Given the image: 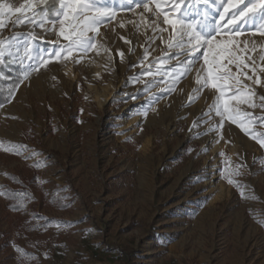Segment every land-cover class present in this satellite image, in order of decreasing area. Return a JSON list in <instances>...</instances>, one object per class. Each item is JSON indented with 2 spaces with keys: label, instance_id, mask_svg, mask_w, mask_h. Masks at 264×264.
Instances as JSON below:
<instances>
[{
  "label": "rangeland",
  "instance_id": "374dc122",
  "mask_svg": "<svg viewBox=\"0 0 264 264\" xmlns=\"http://www.w3.org/2000/svg\"><path fill=\"white\" fill-rule=\"evenodd\" d=\"M3 2L16 8L24 0ZM174 2L156 9L154 0L148 8L98 0L110 16L71 56L60 3L53 17L39 4L19 20L6 10L0 16V63L23 76L0 105V264H264V27L250 18L233 29L219 19L228 18L221 0ZM169 9L177 20H215L217 41L255 45L257 70L252 81L241 75L243 92L234 76L220 89L202 84L204 53L211 60L214 48L169 47ZM18 40L29 42L23 57L38 68L32 76L15 52ZM223 63L218 75L237 73ZM249 89L255 106L240 100ZM223 99L251 113L253 131L218 113ZM30 165L39 170L26 213L40 216L34 231L21 227L24 216L7 208L4 193L9 174Z\"/></svg>",
  "mask_w": 264,
  "mask_h": 264
},
{
  "label": "snow or ice",
  "instance_id": "6c2138e0",
  "mask_svg": "<svg viewBox=\"0 0 264 264\" xmlns=\"http://www.w3.org/2000/svg\"><path fill=\"white\" fill-rule=\"evenodd\" d=\"M144 7L148 8L147 0H142ZM156 9H160L161 0H154ZM187 0H175L173 8H179L180 5L186 4ZM207 2V0H205ZM243 0H221V4L227 5L224 8V12L228 13V18L225 20L224 16H220L219 19L227 24L233 26V29L237 28L240 24H247L249 19L259 18L261 21L260 27H264V0H246L244 7H240ZM45 0H24V3L20 7L13 8L11 5L6 4L3 0H0V16H2L5 10L8 13H18L19 20L26 15L29 11H35L36 5H43ZM98 0H60V12L56 13V17L59 20V32L60 35L69 42V49L66 54L72 55L71 46H75L79 49H87L90 46L91 37L87 36L90 31L99 32V28L95 27L100 24L102 19L110 16L109 11L106 8L97 6ZM233 10V11H230ZM152 11V9H148ZM169 9L164 12L163 23L171 26L174 38L169 41V47H180L189 45L193 52L197 49L208 46L211 51L215 49L211 60L208 59V53H204V63L207 66L206 78L202 81L203 85H207L209 80L213 88L220 89L227 85V81L235 77V90L237 92H243L244 88L248 85L244 84L241 80V75L247 80L252 81L253 75L256 73L255 60L251 59L252 52L255 51V45L253 44L250 50L247 45L241 47L237 44L236 40L225 38L217 41L215 39V33L219 30V26L215 20L209 23H202L200 21H184L172 18L169 15ZM92 14L89 15L88 13ZM44 21L41 20L40 24L43 26ZM3 26V20L0 19V27ZM203 33V35H202ZM264 36V32L259 33ZM240 35V32L233 31V37ZM264 52V48L261 49ZM3 52L0 51V56ZM195 60V56H193ZM227 60L228 64H234L237 68V73H232L230 69H226V74H219L221 68H226L224 61ZM261 65L260 68L264 70V54L260 56ZM44 65L49 63L48 60L42 61ZM192 65L190 64L189 67ZM35 70H38L35 69ZM252 73L250 75L249 73ZM254 83L258 86L261 84V78L256 76ZM254 93L249 89L247 93H244L240 97L245 103H249L255 106L253 101ZM235 99L233 95L231 97ZM192 99V97H190ZM260 100L264 102V96L260 97ZM264 107V103L261 104ZM221 116H227L233 123H238L239 126L246 132L250 133L253 129H250L246 123L251 118V113L241 112L238 108L232 107L229 104V99H223L222 110L217 109ZM261 123H264V116L258 118ZM254 139L256 137H253ZM2 143V142H0ZM262 146H264V139L260 140Z\"/></svg>",
  "mask_w": 264,
  "mask_h": 264
},
{
  "label": "trees",
  "instance_id": "16d2710c",
  "mask_svg": "<svg viewBox=\"0 0 264 264\" xmlns=\"http://www.w3.org/2000/svg\"><path fill=\"white\" fill-rule=\"evenodd\" d=\"M59 3L60 0H45V3L40 6L41 11L46 10L47 14L53 17L59 8ZM0 69L5 75L4 78L0 79V105H4L10 101L16 86L22 82L23 76L19 66L0 63ZM8 177L11 185H8L4 192L7 208L16 212L20 217L24 216L21 227L26 228L25 223L28 222V229L34 231L39 225L40 216H30L26 213L32 190L38 186L39 170L36 165H30L27 170L9 174Z\"/></svg>",
  "mask_w": 264,
  "mask_h": 264
},
{
  "label": "bare ground",
  "instance_id": "6f19581e",
  "mask_svg": "<svg viewBox=\"0 0 264 264\" xmlns=\"http://www.w3.org/2000/svg\"><path fill=\"white\" fill-rule=\"evenodd\" d=\"M28 46H29V42L27 40L25 41H17L15 43V52L20 56L21 58V61L24 65V68H25V71L26 73L28 74V76H32L35 72H36V67L31 65L27 59L25 57H23V55L26 53V50L28 49ZM170 52H173V49L170 50ZM180 63L178 64V67H180ZM26 74V75H27ZM30 83H32L31 81H29L27 83V85H31ZM27 85H25V87H23L21 90H23L24 88L27 87ZM22 92V91H21ZM210 172H214V169H211Z\"/></svg>",
  "mask_w": 264,
  "mask_h": 264
}]
</instances>
